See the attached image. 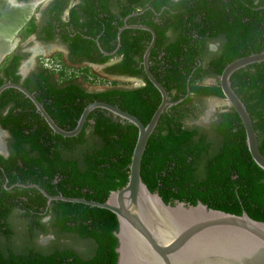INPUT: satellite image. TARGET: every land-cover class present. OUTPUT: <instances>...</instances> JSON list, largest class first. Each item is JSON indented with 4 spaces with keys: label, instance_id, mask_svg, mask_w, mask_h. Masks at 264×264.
<instances>
[{
    "label": "trees",
    "instance_id": "trees-1",
    "mask_svg": "<svg viewBox=\"0 0 264 264\" xmlns=\"http://www.w3.org/2000/svg\"><path fill=\"white\" fill-rule=\"evenodd\" d=\"M126 2L143 10L131 21L149 26L155 33L148 69L172 102L161 112L146 141L139 168L142 182L165 203L177 200L193 205L200 201L232 214L244 211L264 222V170L250 158L235 111L227 107L216 111L206 124L186 123L196 120L206 98H223L217 76L228 62L264 50V0ZM132 10L134 7L127 6L125 13ZM108 13V20L92 13L87 23L80 24L86 27L81 34L92 39H83L79 33L71 39L63 35V40L70 39L68 61L79 66L61 61L57 71H31L22 83L63 129H72L82 108L91 101L116 105L142 124L160 101L141 65L150 39L147 30L124 28L116 53L100 52V48L108 52L115 47L121 25L117 16ZM69 22L79 26L73 12ZM50 36L47 33L44 39L50 40ZM209 42H217L214 50L207 48ZM113 57L116 60L102 69L105 74L138 78L143 84L122 87L114 79H98L89 66L81 65L83 61L103 64ZM20 58L15 56L9 62L10 72L0 71V84L2 76L18 80L14 71ZM66 68L78 74H67ZM207 78L214 79V84H204ZM95 82L101 89L85 85ZM229 82L249 114L258 150L264 156V60L233 71ZM10 96L14 103L0 114V126L10 131L12 142L8 157L0 156V163L6 168L17 167L16 159L21 162L17 177L7 171L10 182L36 184L49 195L95 201H103L110 191L124 185L137 134L134 125L94 108L77 135L63 137L53 133L33 104L15 89L0 93V109ZM0 192L10 194L5 198L11 200L12 207L18 205L25 211L24 227L15 231L4 220L9 209L0 208V264H115L116 223L110 211L62 200L46 204L34 187ZM18 195L26 199H14ZM40 210L41 215L37 213ZM42 215L48 216L46 221H40ZM38 233L52 238L37 244Z\"/></svg>",
    "mask_w": 264,
    "mask_h": 264
},
{
    "label": "water",
    "instance_id": "water-1",
    "mask_svg": "<svg viewBox=\"0 0 264 264\" xmlns=\"http://www.w3.org/2000/svg\"><path fill=\"white\" fill-rule=\"evenodd\" d=\"M125 27L144 29L150 33L149 42L141 56V65L146 78L158 91L160 101L146 124H142L136 116L116 105L95 100L82 108L74 127L66 130L51 119L41 103L26 88L11 82L0 85V92L4 88L12 87L23 94L50 130L63 137L77 135L88 113L94 108L104 109L114 117L134 125L137 134L124 185L110 191L103 201L60 194L49 195L36 184H29L27 187L36 188L46 198V204L51 200L79 202L113 213L116 223V230L113 232L116 238L115 264H264V222L252 219L244 211L238 215L232 214L207 207L200 201L193 205L177 200L172 204L165 203L157 192H151L142 182L139 168L146 141L159 115L172 102L167 101L165 90L148 69L147 59L155 41V33L149 26L123 24L117 29L115 49L107 54H115L119 46L120 31ZM262 60L264 50L233 59L222 68L217 76V83L223 95V103L231 107L240 119L250 158L264 170V156L258 150L249 114L229 82L233 71ZM88 65L100 70V65ZM108 77L133 81L130 85H120L126 88L141 84L138 78L112 75ZM203 83L214 84V79L207 78ZM90 88L101 89L100 86Z\"/></svg>",
    "mask_w": 264,
    "mask_h": 264
},
{
    "label": "flooded vegetation",
    "instance_id": "flooded-vegetation-1",
    "mask_svg": "<svg viewBox=\"0 0 264 264\" xmlns=\"http://www.w3.org/2000/svg\"><path fill=\"white\" fill-rule=\"evenodd\" d=\"M127 6H132L135 10L125 13ZM142 11L143 10L140 9L138 6L130 4V2L128 4L126 0H0V71L10 72L11 67L9 66V62L15 56L21 57L14 71V74L18 76V80L14 82L10 79V76L9 79H6L4 78V76H2V78L4 79V82L2 84L11 82L18 83L23 86L22 83L30 75L31 71H33L34 73H38L42 70H45L46 72L53 70L57 71L60 67L61 61L69 66H79V63H70L67 59L69 53L68 41L73 36H75L76 33H79L83 39H92L91 36L81 34V31H85L86 27H80L81 23L88 22L87 20L91 18L92 13L96 14L97 17L105 16V19L108 20V12H110L114 16H117L116 21H120V26H122L123 24H140L132 22L131 17L140 14ZM70 12L74 13L79 26L75 22L73 24L69 22ZM155 15L156 13H154V20H156ZM99 21L101 22V20ZM113 22L115 21L113 20ZM5 24H8L6 26H8L9 28V33L7 34L6 32L3 34L1 30L2 28H6L4 26ZM120 26H118V28ZM47 33H50L51 35L50 40L44 39L47 36ZM65 34H67L70 38L68 41L63 40V35ZM166 34L169 35L170 32H166ZM97 45L99 46V44ZM216 45L217 42H209L207 48L209 50H214L216 48ZM115 47L111 51H113ZM56 51H58V53H55L53 55L51 54V52ZM111 51L106 52L100 48V52L103 55H108L107 53H110ZM39 52H42L43 54L49 52L46 55L51 54V57L41 55L42 53L40 54ZM58 54L61 57H58ZM35 56H39L38 62L36 61ZM42 56H46V58L43 57L44 60H49L50 63L53 66L55 65L56 67H50V65H48L46 62H42L40 60ZM57 58H59L58 64L56 63V61L58 60ZM115 60L116 57H113L103 64H97L100 65L99 72L108 77L109 74H105L102 69L104 66L112 63ZM88 64L96 63L87 61H83L81 63V65H87L90 68L94 69L91 65ZM142 84L143 83L141 80L140 85ZM88 88L93 89L90 87ZM10 98L11 99H9L8 101H5L6 105L1 107V115H4L8 111V108L11 106V104L14 103L12 96H10ZM209 99L210 98L205 99L202 105V109L200 113H198L196 120L187 121L186 123L206 124L214 118L213 114L216 111L219 112L229 107L225 104L211 105ZM183 124H185V120L183 121ZM11 142L12 135L10 134V131L0 126V156L2 159H6L8 157L9 144ZM16 164L18 165L17 167H8L7 165V167L4 168L3 164L0 163V191L3 189L11 192L13 191L14 187L30 188L27 187V185L29 184H22L16 181H9V178L6 173L8 174L9 172L11 175L14 174L16 177L20 174V160L16 159ZM7 196L11 197L10 194L0 192V208L5 207L9 209V214L6 215L4 220L10 225V228H12L13 230L22 231V228L25 224V211L23 207L20 208L18 205L12 207L11 200L5 198ZM14 199L25 200L26 196L18 195ZM37 213L41 215V213H43V210H40ZM47 217L48 216L46 215H42L40 221H46ZM0 222H3V218L1 217ZM51 238L52 235L50 234L38 233L36 235L35 243L43 245ZM15 242L19 243L20 241L17 240Z\"/></svg>",
    "mask_w": 264,
    "mask_h": 264
},
{
    "label": "rangeland",
    "instance_id": "rangeland-1",
    "mask_svg": "<svg viewBox=\"0 0 264 264\" xmlns=\"http://www.w3.org/2000/svg\"><path fill=\"white\" fill-rule=\"evenodd\" d=\"M40 54L42 53V52H39ZM47 53H49V52H47ZM47 53H45V54H41V55H46ZM55 53H58V51H56V52H51V54L53 55V54H55ZM51 54L50 55H46L47 57H51ZM46 56H42L41 57V61L42 62H46L48 65H50V67H56L55 65L53 66L51 63H50V61L49 60H44V58H46ZM39 56H35V59H36V61L38 62L39 61V58H38ZM44 57V58H43ZM55 58H56V56H55ZM53 59V58H52ZM58 60L56 61V63L58 64V62H59V58H57ZM55 63V62H54ZM65 71H66V73L67 74H74V75H76V74H78V72L77 71H75V70H71V69H65ZM90 73H92V74H94V75H96L97 76V78L98 79H100V80H105V79H114L115 80V82H117L119 85H130V84H132L133 83V81H130V80H120V79H115V78H109V77H106L105 75H103L101 72H99L97 69H92V68H90ZM66 74V75H67ZM99 84V82L97 83V82H95L94 84H89V83H86L85 85L87 86V87H95V86H99L98 85ZM211 84V83H210ZM209 101L211 102V105H219V104H224L223 103V98H217V97H211L210 99H209Z\"/></svg>",
    "mask_w": 264,
    "mask_h": 264
},
{
    "label": "bare ground",
    "instance_id": "bare-ground-1",
    "mask_svg": "<svg viewBox=\"0 0 264 264\" xmlns=\"http://www.w3.org/2000/svg\"><path fill=\"white\" fill-rule=\"evenodd\" d=\"M6 25H8V24H5L4 26L6 27V28H2L1 30H2V33L4 34L5 32H6V34L7 33H9L8 31H9V28H8V26H6ZM8 29V30H7ZM8 47V46H7Z\"/></svg>",
    "mask_w": 264,
    "mask_h": 264
}]
</instances>
